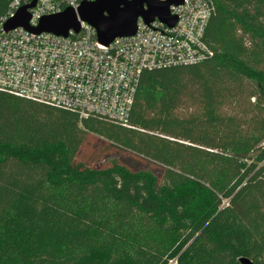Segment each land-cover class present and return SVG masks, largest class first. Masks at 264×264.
Returning <instances> with one entry per match:
<instances>
[{
  "label": "trees",
  "instance_id": "16d2710c",
  "mask_svg": "<svg viewBox=\"0 0 264 264\" xmlns=\"http://www.w3.org/2000/svg\"><path fill=\"white\" fill-rule=\"evenodd\" d=\"M213 1L127 126L0 92V264H264V0Z\"/></svg>",
  "mask_w": 264,
  "mask_h": 264
},
{
  "label": "built area",
  "instance_id": "2783aa9c",
  "mask_svg": "<svg viewBox=\"0 0 264 264\" xmlns=\"http://www.w3.org/2000/svg\"><path fill=\"white\" fill-rule=\"evenodd\" d=\"M0 16V92L72 112L80 120L104 119L127 126L139 78L144 71L201 63L213 56L204 41L213 0H182L169 7L175 24L137 21L133 36L97 40L96 31L80 22L67 37L35 34L5 25L33 0H4ZM94 0H37L28 10L31 28L44 17ZM165 1V0H158Z\"/></svg>",
  "mask_w": 264,
  "mask_h": 264
},
{
  "label": "water",
  "instance_id": "95a60500",
  "mask_svg": "<svg viewBox=\"0 0 264 264\" xmlns=\"http://www.w3.org/2000/svg\"><path fill=\"white\" fill-rule=\"evenodd\" d=\"M36 1L20 8L16 17L5 25V30L23 27L35 34L51 33L67 37L70 31L78 33L80 22H85L95 29L97 40L104 45H109L116 38L133 36L139 18L145 23L158 19L172 27L175 18L170 16L169 7L182 3V0H94L82 3L77 13L66 9L42 18L37 27L31 28L28 10L34 7ZM239 261L241 264H253L247 258H240Z\"/></svg>",
  "mask_w": 264,
  "mask_h": 264
},
{
  "label": "rangeland",
  "instance_id": "374dc122",
  "mask_svg": "<svg viewBox=\"0 0 264 264\" xmlns=\"http://www.w3.org/2000/svg\"><path fill=\"white\" fill-rule=\"evenodd\" d=\"M120 159L126 163L127 165H129V167L133 168V169H140V168H148L149 166L146 164H142L140 162H137L135 160H131L130 158L127 157H120Z\"/></svg>",
  "mask_w": 264,
  "mask_h": 264
}]
</instances>
